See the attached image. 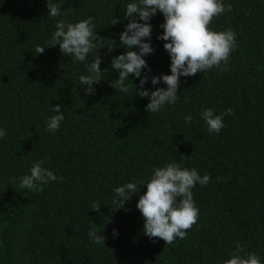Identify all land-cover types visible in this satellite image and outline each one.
I'll return each instance as SVG.
<instances>
[{"label": "trees", "instance_id": "obj_1", "mask_svg": "<svg viewBox=\"0 0 264 264\" xmlns=\"http://www.w3.org/2000/svg\"><path fill=\"white\" fill-rule=\"evenodd\" d=\"M57 2L62 11L71 9L49 19L47 0H0V129L7 131L0 139V264H224L237 243L264 264V0H223L232 11L209 28L236 33L228 71L222 64L181 77L176 103L154 114L145 111L150 101L136 96L139 79L130 77L127 94L110 87L119 76L110 68L112 57L126 51L119 41L127 24L123 12L133 0ZM88 17L98 36L116 44L111 54L98 52L106 72L91 96L79 81L87 74L83 63L74 65L59 46L35 53L37 45L49 46L58 20ZM116 18L122 22L112 25ZM150 23L154 53L145 57L152 72L144 89L152 91L151 76L170 75L171 61L157 39L163 14ZM161 87L167 86H155ZM57 105L65 118L51 133L47 121ZM206 108L216 115L233 110L219 134H209L200 116ZM40 160L56 181L37 192L10 184ZM173 162L209 175L210 182L192 190L199 219L187 238L166 247L143 234L136 204L147 191L141 182ZM129 182L141 190L118 210L113 189ZM93 202L100 213L92 211ZM92 223L106 246L90 241Z\"/></svg>", "mask_w": 264, "mask_h": 264}, {"label": "clouds", "instance_id": "obj_2", "mask_svg": "<svg viewBox=\"0 0 264 264\" xmlns=\"http://www.w3.org/2000/svg\"><path fill=\"white\" fill-rule=\"evenodd\" d=\"M63 5L57 0H47L49 19L67 15L71 8L62 11ZM231 11L232 5H225L223 0H133L128 3L123 12V19L127 24L119 35L120 46L126 51L112 57L110 68L118 72L119 76L118 79L111 81L110 87L114 88L116 93L127 94L133 83L130 77L139 79V85H135L136 96L147 98L150 102L146 105L145 111L154 114L161 111L164 106L176 103L179 98L177 93L180 89L181 77H193L197 73H205L213 68L221 69L222 64L221 70L228 71L230 54L237 47L236 33L231 29L215 32L210 30L209 25L214 18ZM158 13L163 14L164 23L160 25L163 34L157 36V39L165 42L163 47L170 57L171 74L151 76L154 90L149 91L145 90L144 86L149 82L152 69L148 66L145 57L154 53L151 44L153 28L150 21ZM121 22L116 18L112 25ZM56 46H59L64 57L72 58L74 65L84 64L87 74L80 75L79 81L86 95H94L96 89L93 85L99 84L102 73L106 72L101 71L103 60L98 52L101 48H107L108 53L111 54L116 48L115 41L97 35L92 17L76 23H68L60 19L55 23V31L49 46L37 45L35 53L39 56L46 49ZM97 49L98 51L94 52ZM93 52L94 60L85 63L89 54ZM145 69L148 74L142 72ZM161 82L167 87L155 88ZM51 111L56 115L48 119L46 130L55 133L60 129L65 117L59 105L51 107ZM233 114L231 108L220 115H216L213 109L206 108L200 116L206 123L209 134H219L225 127L224 116ZM192 119L191 115L185 116V121L189 124L192 123ZM6 136L7 131L0 129V139ZM45 163L44 160L34 162L30 174L23 175L18 180L13 177L10 179V184L33 192L43 191L44 185L57 180V176L52 171L42 166ZM222 179L217 177V182ZM209 182V175L205 174L201 177L195 168L188 169L182 167L180 163L173 162L164 167L154 168L150 180L141 182L145 184L147 191L139 197L136 204V208L144 218L143 234L154 243L156 239L163 240L166 247L177 239H186L188 230L199 219V209L196 207L192 190L197 184L205 186ZM140 190L137 183L133 182L118 186L113 189L115 198L112 203L118 210L125 209L126 203L131 201L132 196ZM91 209L100 213L101 206L98 202H93ZM98 232L95 223L89 225L90 241L106 246V237L98 235ZM113 235L118 236V232L114 230ZM224 264H261V259L255 252H246L243 246L237 243L231 258L224 261Z\"/></svg>", "mask_w": 264, "mask_h": 264}]
</instances>
